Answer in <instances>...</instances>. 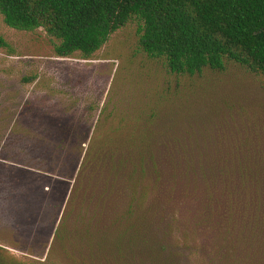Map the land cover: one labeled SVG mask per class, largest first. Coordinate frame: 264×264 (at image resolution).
<instances>
[{
	"label": "rangeland",
	"instance_id": "374dc122",
	"mask_svg": "<svg viewBox=\"0 0 264 264\" xmlns=\"http://www.w3.org/2000/svg\"><path fill=\"white\" fill-rule=\"evenodd\" d=\"M0 34L13 48L11 53L0 50V164L40 156L36 142L44 134L33 123L42 115L54 130L60 123L78 127L79 140L110 138L109 147L117 145L116 152L107 149L98 165L96 160L87 167L76 196L83 197V205L74 209L81 217L100 204L87 199L89 188L95 187L92 193L97 195L104 181L108 186L111 182L109 167H101L106 153L124 156V144L139 138L154 137L158 146L154 154L159 191L146 205L155 198L162 208V172H171L162 160L177 154L252 155L256 161L252 163L264 171L262 77L247 65L226 60L221 71L171 73L163 60L149 58L140 49L136 20L115 31L89 59L78 54L56 56V40L42 28L16 30L4 23L1 14ZM84 146L86 150L88 144ZM151 169L145 166L142 186L154 182ZM114 180L111 188L117 195L122 183L118 177ZM14 186L0 182V264H243L236 261L241 255L225 238L192 222L193 202L180 199L179 193L168 205L182 213L171 233L115 243L113 233L101 230L102 221L100 231H86L74 212L66 222L68 237L56 236L70 190L54 222L49 216L52 201L45 192L21 189L23 193Z\"/></svg>",
	"mask_w": 264,
	"mask_h": 264
},
{
	"label": "trees",
	"instance_id": "16d2710c",
	"mask_svg": "<svg viewBox=\"0 0 264 264\" xmlns=\"http://www.w3.org/2000/svg\"><path fill=\"white\" fill-rule=\"evenodd\" d=\"M0 14L4 23L16 30L42 28L56 40V56L78 54L82 59H89L115 31L136 20L140 49L149 58L163 60L171 73L194 75L204 68L221 71L225 61L231 60L259 74L264 90V0H0ZM0 50L13 52L1 34ZM44 118L39 116L33 123L44 134L36 142L40 156L28 162L5 159L0 164V182L13 184L21 192H45L52 201L49 216L54 222L70 190L72 196L56 228L57 237L64 238L72 212L80 217L79 222L83 220L86 231H100L102 221L101 230L113 233L115 243L128 238L134 243L160 232L165 237L182 216L177 206L168 207L179 193L180 199L193 202L192 222L225 238L241 255L238 263L264 264V171L252 163L256 162L254 156L200 158L177 154L162 160L171 172H162L165 185L161 208L155 198L145 204L159 191L155 138L126 142V155L115 158L113 153H106L100 166L107 164L111 182L108 186L104 181L97 195L92 193L95 187L89 188L87 199L100 204L83 218L74 209L83 205V197L76 196L87 167L96 160L98 165L107 149L116 152L117 145L110 148L113 142L108 137L105 141L79 140L78 127L60 123L54 130ZM148 165L154 182L142 186ZM116 177L122 185L114 195L111 186Z\"/></svg>",
	"mask_w": 264,
	"mask_h": 264
}]
</instances>
